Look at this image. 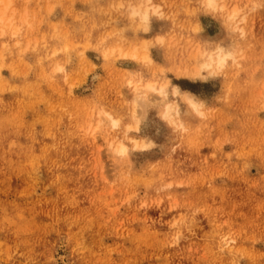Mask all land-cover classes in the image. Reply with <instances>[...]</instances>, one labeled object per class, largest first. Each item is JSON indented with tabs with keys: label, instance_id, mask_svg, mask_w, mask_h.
I'll list each match as a JSON object with an SVG mask.
<instances>
[{
	"label": "rangeland",
	"instance_id": "1",
	"mask_svg": "<svg viewBox=\"0 0 264 264\" xmlns=\"http://www.w3.org/2000/svg\"><path fill=\"white\" fill-rule=\"evenodd\" d=\"M141 1H9L0 264H264V0ZM216 44L236 59L175 74Z\"/></svg>",
	"mask_w": 264,
	"mask_h": 264
},
{
	"label": "bare ground",
	"instance_id": "2",
	"mask_svg": "<svg viewBox=\"0 0 264 264\" xmlns=\"http://www.w3.org/2000/svg\"><path fill=\"white\" fill-rule=\"evenodd\" d=\"M9 1L10 0H4L3 1V9L0 10V20H2L5 16V10L7 9L8 5H9ZM151 0H143L139 3L136 4H131L129 5V9L132 15H138L143 21H146L149 17L150 13H157L158 12V5H154V4H150ZM205 5L208 6L210 9H212L211 11H214L217 7V0H206ZM255 4H253L252 6H254ZM221 8V6H220ZM240 15L239 10L237 7H232L228 12L227 15L223 17L222 22L227 24L228 26H232L231 29L235 30H241L242 32V28L240 26H237V22L240 20H238V16ZM244 18L241 16V21H243ZM163 37H158V40L161 41ZM157 40V38H156ZM198 53L203 57V60L200 64V67H193L191 69L187 68V67H181V68H176L174 69L175 74L176 75H186V76H190L192 78L198 77L200 75V70L205 69L207 70L210 75H213L215 73H218L226 64L228 59H236L235 54V48L231 47V48H226L225 46H222L221 44H216L215 47L212 50H207L205 48H200ZM146 56H148L146 54ZM148 58V57H147ZM145 57L146 60L151 61L150 57L149 59H147ZM156 85V84H155ZM143 89H147V90H153L156 91L157 94L160 95V97L164 96V92H165V83L163 84H159V86L154 87V85L152 84V82L150 83H145V85L142 87ZM173 90L175 93H181L183 94V98L185 103L195 112H199L200 111V106H201V100H199L194 94H192L189 91H181L176 85L173 86ZM142 100V99H141ZM141 100L137 97L136 99H134V107H142V102ZM173 114H177L176 109L174 108L173 105L168 104L165 107V111H164V116H173ZM110 124L112 126H115L117 124V118H110ZM128 129V128H127ZM125 145L121 144L118 145V149L117 151L119 153H125Z\"/></svg>",
	"mask_w": 264,
	"mask_h": 264
}]
</instances>
